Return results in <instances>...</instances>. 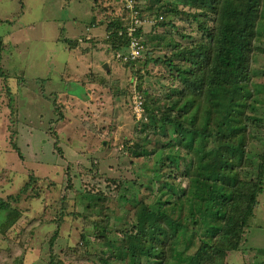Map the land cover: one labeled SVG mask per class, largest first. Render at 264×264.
I'll return each instance as SVG.
<instances>
[{"label": "rangeland", "instance_id": "rangeland-1", "mask_svg": "<svg viewBox=\"0 0 264 264\" xmlns=\"http://www.w3.org/2000/svg\"><path fill=\"white\" fill-rule=\"evenodd\" d=\"M101 1L102 7L94 12L89 0H0V264H101L93 222L104 226L108 219L107 228L116 238L131 231L136 211L130 204L121 205L117 191L134 179L143 183L142 176L154 173L159 160L153 154L134 155L159 148L163 136L152 128L142 108L136 113L133 99L138 94L137 102L158 117L179 119V112L170 108L175 93L166 105L154 99L172 84L167 68L146 63L144 52L137 64L114 59L106 26L110 20L129 23V17L139 12L157 57L165 53V46L185 42L182 34L199 37L200 22L192 21L198 12L179 4L177 12L182 15L165 16L175 28H153L154 13L162 3L174 0ZM130 1L137 12L132 5L125 8ZM151 4L152 13L145 10ZM93 23L90 37L85 33ZM71 38L90 43L88 53L82 51L87 46L72 49L63 41ZM256 58L255 65L264 68V54ZM105 64L111 70L104 69ZM91 65L96 79L87 83ZM262 111L257 117L264 123ZM249 130L256 135L248 142L249 150L263 156L264 127ZM212 146L217 148L209 142L206 153ZM33 173L37 180L22 192ZM148 193L142 187L131 197L151 202ZM257 200L246 219L239 251L229 253L227 264H241L239 259L247 255L248 264L264 261V187ZM83 205L93 216L73 225L63 220L64 212L80 211ZM58 207L64 211L61 216L56 215Z\"/></svg>", "mask_w": 264, "mask_h": 264}, {"label": "trees", "instance_id": "trees-1", "mask_svg": "<svg viewBox=\"0 0 264 264\" xmlns=\"http://www.w3.org/2000/svg\"><path fill=\"white\" fill-rule=\"evenodd\" d=\"M89 1L94 12L102 7L101 0ZM179 4L198 12L192 14V21L200 22L199 37L193 39L182 34L185 42L165 46V53L157 57L143 32L144 22L139 12L136 14L141 22L138 25L110 20L106 27L107 46L114 59L119 51L130 45L131 37L127 38L125 32L132 29V36L148 57L146 63L167 68L172 84L168 91L154 99L166 105L168 97L175 93V102L170 108L179 112V119L173 122L169 117H158L142 103L150 125L163 137L160 147L151 153L144 149L138 153L134 151V155L153 154L159 160L154 173L142 176L143 183L134 179L117 191L121 205L130 204L136 211L132 230L125 232L126 237L124 233L116 238L107 228L108 219L104 226L93 222L101 264H227L229 253L239 251L246 219L259 204L258 194L264 187V153L259 156L249 150L248 142L256 135L248 129L264 127L262 119L257 117L259 110H263L260 115L264 116V68L255 65L256 57L264 54V0H174L173 4L162 3L154 13L157 22L153 28H175L173 22L166 23L165 16L182 15L177 12ZM151 9L152 4L145 10L151 12ZM78 39L66 42L72 49L87 46L82 50L86 55L90 43ZM1 44L0 38V52ZM155 49L158 52V45ZM137 60L139 58L127 64H137ZM89 69L87 83H93L96 73L92 65ZM81 84L86 86L85 82ZM143 94L147 96L148 92L144 90ZM261 141L264 145V139ZM209 142L217 148L212 146L206 153ZM172 145L177 147L176 150ZM164 167L165 171H161ZM36 180L33 173L22 192H27ZM39 180L42 182L41 178ZM40 186L43 185L40 183ZM142 187L149 192L151 202L131 197ZM89 199L93 200V197ZM87 210L88 206L83 205L80 211L66 213L60 210L56 215L61 216L63 211V220L73 225L93 216L88 215ZM58 222L60 225L62 221ZM242 252L239 256H243ZM247 257L249 255L243 259L239 257L241 264L249 263ZM251 258L253 260L254 256ZM255 264H264V261Z\"/></svg>", "mask_w": 264, "mask_h": 264}, {"label": "built area", "instance_id": "built-area-1", "mask_svg": "<svg viewBox=\"0 0 264 264\" xmlns=\"http://www.w3.org/2000/svg\"><path fill=\"white\" fill-rule=\"evenodd\" d=\"M130 6V5H129ZM128 6V7H129ZM130 24H134V25H138L140 23V21L137 19L136 15L135 17H133L130 21H129ZM125 35L126 37H131V43L130 45H128L129 47V54L127 56H122L121 54H117L116 55V58L119 59V60H123V61H132V60H135L136 58H139L141 57V48L139 46V43H138V40H136V38H134L132 36V29L129 30V32H125ZM133 38V39H132ZM138 100V97H135L134 98V103H137L135 104V111L136 113H138L140 111V109L142 108V103L141 102H137Z\"/></svg>", "mask_w": 264, "mask_h": 264}, {"label": "crops", "instance_id": "crops-1", "mask_svg": "<svg viewBox=\"0 0 264 264\" xmlns=\"http://www.w3.org/2000/svg\"><path fill=\"white\" fill-rule=\"evenodd\" d=\"M96 10H98V9H96ZM96 12V11H95ZM99 16V15H98ZM98 16L96 15V22H98ZM74 20H76V18H74ZM76 24H78V23H76ZM91 25V27H88V29L89 30H91V31H86V35L87 36H90V37H94L93 35V33H92V28H94L93 26H94V23L93 24H90ZM100 26H103V25H99L98 27H100ZM107 27V26H106ZM88 29H86V30H88ZM107 31V30H106ZM89 38V37H88ZM73 39H75V38H73ZM72 38L71 39H67V40H73ZM67 40H63L64 42H66ZM79 41H80V39H78ZM76 49H78L77 47H76ZM126 50H127V48H125ZM123 50V49H122ZM125 54H127V53H125ZM122 56H124V55H122ZM119 60V59H118ZM123 65H129V64H127L128 62L127 61H123V60H119ZM129 62H132V61H129ZM107 66H108V68H110V66L107 64ZM111 69V68H110ZM84 70V69H83ZM82 70V71H83Z\"/></svg>", "mask_w": 264, "mask_h": 264}, {"label": "clouds", "instance_id": "clouds-1", "mask_svg": "<svg viewBox=\"0 0 264 264\" xmlns=\"http://www.w3.org/2000/svg\"><path fill=\"white\" fill-rule=\"evenodd\" d=\"M129 5H132L131 4V1L129 2ZM128 4H126V8L129 6ZM133 6V5H132ZM133 9H135V7L133 6ZM137 12V11H136ZM137 17V16H136ZM138 19V18H137ZM131 20V18L129 17V21ZM141 23V22H140ZM127 49H129V47L127 48ZM119 54H121V55H124V56H127L128 54H129V51H128V53L127 54H125V53H120V51H119ZM140 58V57H139ZM137 59V58H136ZM133 61V60H132ZM127 62H129V61H127ZM139 97V96H138ZM133 101H134V99H133Z\"/></svg>", "mask_w": 264, "mask_h": 264}, {"label": "water", "instance_id": "water-1", "mask_svg": "<svg viewBox=\"0 0 264 264\" xmlns=\"http://www.w3.org/2000/svg\"><path fill=\"white\" fill-rule=\"evenodd\" d=\"M103 68L108 70V66L106 64L103 66Z\"/></svg>", "mask_w": 264, "mask_h": 264}]
</instances>
